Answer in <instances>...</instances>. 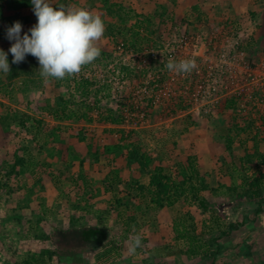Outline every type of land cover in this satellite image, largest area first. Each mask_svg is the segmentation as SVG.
Here are the masks:
<instances>
[{
	"label": "rangeland",
	"instance_id": "rangeland-1",
	"mask_svg": "<svg viewBox=\"0 0 264 264\" xmlns=\"http://www.w3.org/2000/svg\"><path fill=\"white\" fill-rule=\"evenodd\" d=\"M50 2L106 30L99 58L45 80L8 51L31 0H0V264H264V0Z\"/></svg>",
	"mask_w": 264,
	"mask_h": 264
},
{
	"label": "clouds",
	"instance_id": "clouds-1",
	"mask_svg": "<svg viewBox=\"0 0 264 264\" xmlns=\"http://www.w3.org/2000/svg\"><path fill=\"white\" fill-rule=\"evenodd\" d=\"M37 18L28 33L21 35L22 24L13 23L7 29V39L13 41L9 52L12 63L23 62L27 55L38 60L39 73L45 80H63L80 73L85 65L101 55L98 42L104 36L106 26L99 14L75 5L54 7L50 0H31ZM197 67L192 59H169L165 68L177 74H190ZM0 72H10L8 56L0 49ZM142 236L137 233L127 241V251L135 255L142 246Z\"/></svg>",
	"mask_w": 264,
	"mask_h": 264
},
{
	"label": "trees",
	"instance_id": "trees-1",
	"mask_svg": "<svg viewBox=\"0 0 264 264\" xmlns=\"http://www.w3.org/2000/svg\"><path fill=\"white\" fill-rule=\"evenodd\" d=\"M123 106V105H122ZM122 106H120V109L122 110ZM109 112L111 113L110 114V121H111V125L114 127H119L120 129L117 130V132H120L122 133V137L121 139L124 140V137L126 136V132L128 133H131V131L127 128V125L125 124L126 120L124 119V117L122 116V112L120 110H117L116 112L114 110H109ZM121 113V114H120ZM114 131V130H112ZM133 131V130H132ZM152 184L154 185L155 184V180H153ZM177 231L178 228H176ZM96 232V231H94ZM85 233V232H84ZM179 233V232H178ZM181 235L182 238H188V241H189V245L192 247L195 243V240L196 238L195 237H192V236H185L181 233H179ZM93 242H101L99 240H102V239H98V235H92V238ZM191 249V248H190ZM190 252H193V250H190Z\"/></svg>",
	"mask_w": 264,
	"mask_h": 264
}]
</instances>
